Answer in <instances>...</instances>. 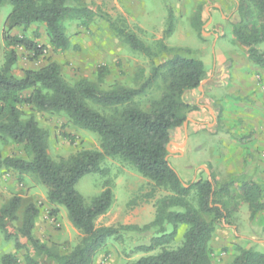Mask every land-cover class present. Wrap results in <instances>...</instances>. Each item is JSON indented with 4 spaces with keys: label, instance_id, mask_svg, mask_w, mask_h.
I'll return each instance as SVG.
<instances>
[{
    "label": "rangeland",
    "instance_id": "rangeland-1",
    "mask_svg": "<svg viewBox=\"0 0 264 264\" xmlns=\"http://www.w3.org/2000/svg\"><path fill=\"white\" fill-rule=\"evenodd\" d=\"M86 3L94 13L89 27L64 22L70 42L64 52L51 48L42 25H31L25 31L10 30L11 36L26 35L45 47L44 54L38 58L22 48H15L17 62L12 69L13 75L19 78L24 70H37L48 62H55L63 79L70 84L86 79L102 90L138 88L150 76L152 64L160 63L164 57L158 53L159 41L169 49L168 55L177 53L202 61L206 75L201 85L212 81L211 86L209 88L205 84L203 90L200 85L192 92V98L189 94L185 100L198 107L192 111L194 113H198L199 107L214 109L215 114L208 118L213 124L198 120L202 124L192 126L183 144L178 142L183 136V126L173 130L167 151L168 163L185 187H188V182L204 178H210V181L214 178L216 188L233 181L228 195L218 197L228 203V214L222 211L225 217L220 220L212 239L213 264H231L236 246L264 253V212L250 217L247 205L239 198L240 189L234 184L236 181L237 185V179L225 172L242 167L253 171L252 175L264 174V144H261L264 143V126L257 125L263 120L261 115L264 116V70L249 61L246 50L236 43L233 36V27L240 22L236 13L237 0H86ZM169 11L174 20L173 30L165 36ZM10 12L11 6L5 1L0 7V66L5 62L8 51L2 36ZM106 17L136 35L157 54L156 59L152 62L132 51L115 34ZM258 49L264 52V45ZM101 68L108 71L102 81L98 77ZM164 89L165 83L158 79L135 102L139 107L147 108ZM28 94L23 93L24 96ZM93 107L104 114L111 113L96 105ZM23 111L26 117L34 115L39 126L47 131V152L53 160L68 158L81 150L100 149L96 134L75 127L63 114L32 112L28 108ZM0 154L25 157L21 146L10 143H0ZM240 156L244 162L239 167ZM101 168L103 174L85 175L75 185L86 205H90L105 188L112 190L113 203L95 225L141 228L150 224L155 217L156 202L170 193L155 187L119 160L107 158ZM192 193L189 202L194 204ZM14 197L20 199V205L14 219L5 222L4 230L0 228V255L13 253L18 264L25 263V253L34 256L19 232L29 204L37 210L32 237L41 245L48 247L53 254L62 255L79 244L80 233L70 224L63 207L48 202L46 187L30 175L1 170L0 208ZM216 206L220 207L219 204ZM184 229L183 226L179 228L175 240L166 248L180 245ZM167 230L170 231V227ZM153 235V230H122L119 240H107L93 264H131L146 255L136 249L149 244ZM16 243L21 245L18 250ZM37 259L41 264H53L52 259L45 256Z\"/></svg>",
    "mask_w": 264,
    "mask_h": 264
},
{
    "label": "trees",
    "instance_id": "trees-1",
    "mask_svg": "<svg viewBox=\"0 0 264 264\" xmlns=\"http://www.w3.org/2000/svg\"><path fill=\"white\" fill-rule=\"evenodd\" d=\"M5 1L11 6V12L2 36L8 51L0 66V143L21 146L25 157L0 154V171L11 170L34 177L47 188L48 202L63 207L70 224L81 235L79 244L69 253L53 254L32 237L37 210L29 204L19 232L34 256L25 253L24 264H41L39 256L52 259L53 264H93L107 240H119L122 230L154 231L149 244L136 249L146 255L131 264H213L212 239L220 220L228 214V203L218 197L228 195L233 182L216 188L214 178L211 181L204 178L188 182L185 187L167 159L171 133L183 126L188 113L198 109L185 97L205 78L203 62L177 53L168 55L169 49L159 41L158 53L164 57L160 63L152 64L150 76L138 88L102 90L86 79L70 84L63 79L55 62H48L37 70H24L18 78L12 72L17 62L14 49L22 48L38 58L44 54L45 47L26 35L11 36L10 30L25 31L31 25H42L51 48L64 52L70 45L64 22H76L88 28L94 13L86 0H0V7ZM236 13L240 22L233 27L235 41L246 50L249 61L264 70V52L258 49L264 45V0H237ZM106 20L132 51L152 62L156 59L157 54L136 35L119 27L109 17ZM173 22L169 11L165 36L171 34ZM107 73V69H99V79L102 81ZM158 79L165 83L160 97L151 101L147 108L139 107L135 100ZM25 92L29 94L24 96ZM93 105L111 113L104 114ZM24 108L32 112L63 114L75 127L96 134L100 149L81 150L68 158L53 160L47 152V131L39 126L34 115L26 117ZM107 158L127 164L155 187L170 193L156 202L155 217L150 224L141 228L95 225L112 205L113 192L107 187L86 205L75 185L85 175L103 174L101 164ZM237 186L239 198L247 205L250 217L264 212V183L242 181ZM191 192L194 204L189 202ZM19 205L20 199L14 197L0 208L2 230L7 220L14 219ZM182 226L185 231L180 245L166 248ZM15 246L17 250L21 248L18 243ZM156 249L158 252L150 254ZM235 251L231 264H264L263 252L238 246ZM0 264H18V259L13 253L3 254Z\"/></svg>",
    "mask_w": 264,
    "mask_h": 264
},
{
    "label": "crops",
    "instance_id": "crops-1",
    "mask_svg": "<svg viewBox=\"0 0 264 264\" xmlns=\"http://www.w3.org/2000/svg\"><path fill=\"white\" fill-rule=\"evenodd\" d=\"M204 83H205V80H204ZM211 83H212V81H209V82L206 81L205 84L207 86L209 85V88H210ZM201 84L202 83H200V85ZM205 84L201 85L203 90H205V86H206ZM200 92H201V90L199 89V93ZM190 97L192 98V92L190 94ZM196 101H197V99H196ZM190 103L193 104V102H190ZM214 111L215 110L212 109L211 107H204L203 109L199 107L198 113L190 112L189 114H187V126L186 127L183 126V136H182L181 141H178V142H181V144L185 143L186 139L189 135V132L191 131L192 126L194 128L196 125H198L199 121L201 122V120H202L207 125L213 124V122L209 123L208 118L210 115L212 116L213 114H215ZM207 112H208V114H207ZM261 118L263 120H261L259 123H257V125L262 124V126H264V116L261 115ZM199 124H202V123H199ZM172 134H171V136H172ZM170 139H171V137H170ZM261 144H264V143H261ZM243 162H244L243 157L242 156L238 157V164L237 165H239V167L243 166ZM225 172H227V174H229V176L233 175L234 176L233 178L237 179V185H238V183L240 184L242 181L264 183V174L258 172V173H255V175H252V174H254L253 171H246L242 167H240L238 170H235V171H234V169H227V171H225ZM234 184H235V186H237L236 181ZM237 189H238V187H237Z\"/></svg>",
    "mask_w": 264,
    "mask_h": 264
},
{
    "label": "water",
    "instance_id": "water-1",
    "mask_svg": "<svg viewBox=\"0 0 264 264\" xmlns=\"http://www.w3.org/2000/svg\"><path fill=\"white\" fill-rule=\"evenodd\" d=\"M183 126H184V127L187 126V120L184 122ZM171 134H172V133H171ZM168 146H169V144L167 145V151H168ZM206 171H207V170H206ZM208 180L210 181V178H208Z\"/></svg>",
    "mask_w": 264,
    "mask_h": 264
}]
</instances>
